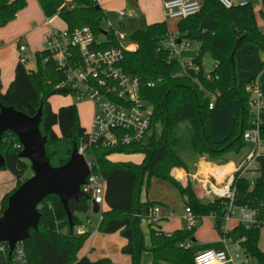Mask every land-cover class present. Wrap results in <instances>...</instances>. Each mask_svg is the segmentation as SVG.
Segmentation results:
<instances>
[{
  "label": "trees",
  "instance_id": "trees-1",
  "mask_svg": "<svg viewBox=\"0 0 264 264\" xmlns=\"http://www.w3.org/2000/svg\"><path fill=\"white\" fill-rule=\"evenodd\" d=\"M45 18L57 17L68 30L89 26L98 35L101 26L106 23L105 12L96 0H36ZM200 12L186 19L177 20V33L181 40L198 46L193 51L183 53L198 68L194 77L174 76L173 69L177 63L171 59L169 51L162 47L168 37L166 22H155L139 27L129 35L138 45L135 53H126L122 63L123 70L141 79V94L152 106V122L149 129L151 135L147 140L132 143L115 149L101 146L87 148L94 164L92 173L100 175L106 181L104 204L108 207L101 210V220L97 231L100 233L118 232L126 239L121 252L130 257V264H140L141 254L146 250L142 242L140 224L152 215L156 203L140 201L141 190L148 187L150 178L154 177L172 185L185 197V207L199 217L211 214L213 227L222 237L221 227L227 209V201L214 199L202 203L195 196L188 181L185 186L171 175L174 168L187 171L178 156V140L176 128L178 124L187 122L192 129L191 150L195 155L207 156L210 159L227 153L238 154L246 146L243 141L244 131L251 129L249 100L251 94L248 84L255 78L243 81L236 73L234 55L244 46H255L264 52V34L258 29L256 14L264 21V0L261 8L255 7V1L249 0L245 5H233L225 8L218 0H199ZM26 7V0H0V28L12 22L17 14ZM211 20L214 25L206 30L200 29L202 20ZM122 28V23L116 24ZM112 27L108 35L113 39ZM194 32H198L194 35ZM112 45H117L115 41ZM107 45L104 44L103 47ZM191 52V53H190ZM251 49H246L250 54ZM209 54L212 61L211 75L217 80L205 79L202 60ZM48 54H35L36 70L27 71L18 62L14 70V78L7 89L2 92L0 81V104L11 106L27 116H34L41 107L39 130L47 139L46 153L50 158L48 146L64 140L77 147L87 144L86 130L81 127L77 109L74 104L60 107L53 111L49 99L53 96L70 97L68 90H57L55 86L63 78L52 60L43 61ZM233 61V64H232ZM169 62V63H168ZM157 79H160L157 82ZM264 95V75L259 78ZM153 82V87L147 83ZM219 93L218 100L223 104L235 101L237 114L233 117L229 134L221 141L210 137V121L208 104L210 96ZM264 101V99H263ZM156 127L160 130L156 133ZM260 136L264 141V127H260ZM15 135L5 132L0 143V153L4 157L5 166L15 177L16 185L5 194L0 201V215L7 206L8 196L26 179L22 175L26 165L18 158L20 150L14 148ZM71 149L68 151L70 156ZM114 154L126 157L139 155L140 161L113 160ZM68 159V158H67ZM66 159V160H67ZM66 160H62L63 164ZM60 164V165H61ZM232 188L241 198V205L255 211L254 223L246 228L236 224L229 232L231 242H240L244 254L255 264H264V252L258 247L259 231L264 226V183H254L249 189V181L235 172ZM72 213L73 227L70 228L67 217L59 199L50 195L39 205L40 220L36 231H29V238L22 242L25 259L28 264H115L107 258L90 261L86 257L78 258L77 254L89 237L88 232L76 235L74 229L81 224L76 214H85L89 210V197H79L68 201ZM149 228V252L151 264H194L191 248H180L183 242L193 241L196 228L190 231L177 230L171 235L155 228V223H147ZM191 243V242H190ZM7 264H12V256L5 251Z\"/></svg>",
  "mask_w": 264,
  "mask_h": 264
},
{
  "label": "built area",
  "instance_id": "built-area-1",
  "mask_svg": "<svg viewBox=\"0 0 264 264\" xmlns=\"http://www.w3.org/2000/svg\"><path fill=\"white\" fill-rule=\"evenodd\" d=\"M218 1L225 8H229L233 5H245L249 0ZM255 7L261 8L260 0L256 1ZM162 9L166 20H182L198 14L201 9V3L199 0H167L163 3ZM131 17L133 15L128 12L119 11L116 13V19L120 23ZM46 23L51 25V18ZM108 25L109 28L112 27L111 23H108ZM98 37L99 34L96 35L87 25L76 27L72 30H68L66 27L57 28L51 26L46 36L44 47L39 51L48 54L43 58L44 62L52 60L56 70L63 74V78L55 86V89L68 90L71 93V98L78 101H88L92 106L91 125L90 129L86 131L87 144L77 147L78 153L84 156L87 162H92V156L86 154L87 148L101 146L115 149L132 143H139L147 137L152 122V106L141 94V79L126 73L122 68L125 54L135 53L138 45L126 33H117V31H114L113 39L109 37L108 31L103 41L99 40ZM173 37L168 34L167 39L162 43V47L169 51L171 59L181 62V70L174 76L187 75L194 77L198 68L192 63L191 58L184 57L183 53L194 52L197 48L191 50V44L187 40H181L178 34ZM126 40L129 43L123 45L122 42ZM113 41L117 45H112ZM104 44L107 46L103 47ZM17 49L19 53L18 62L25 69L28 67L27 71H35V55L30 58L27 55L26 44L19 41ZM183 59L185 61L182 62ZM260 76L248 84V90L251 94L249 100L250 121L253 127L243 133V141L245 145L249 146V149L236 169V172L242 177L248 175L253 178L257 170V158L264 153V141L260 136L259 130L261 124L260 114L264 111V95L259 83ZM205 79L208 81L217 80L218 76L211 75L210 71H205ZM159 81L160 79H157V82ZM153 86V82L147 83V87ZM218 97V92L210 96L209 111L215 107L212 99H218ZM13 141L14 148L21 151L22 145L18 142L16 136ZM233 179V175L227 177L220 187L208 184L207 192L214 199L227 201V209L221 227L223 249H207L194 252V264H255L244 254L240 242H231L228 237L230 231L227 225L231 220L235 219L236 215L233 205L236 190L231 186ZM249 183V189L251 190L254 183L252 181H249ZM105 188V179L92 173V170L85 183L81 186L83 194L89 197V208L91 209L92 202L100 208L99 214H97L98 222L101 220L100 214L104 205ZM159 212V208L155 207L152 215L145 221L147 223L155 222ZM255 215V211L240 206L238 223L249 228L254 223ZM182 217L186 221L184 229L187 231L196 228L201 219V217L194 215L189 207H185ZM85 221L90 223L88 218ZM74 233L82 235L84 232L79 227H76ZM178 246L189 249L191 248V243L187 241L180 243ZM232 246H236L237 249L232 251ZM6 249H8L7 245L0 244V250L4 254ZM11 256L12 264H28L22 248V242L15 244Z\"/></svg>",
  "mask_w": 264,
  "mask_h": 264
},
{
  "label": "crops",
  "instance_id": "crops-1",
  "mask_svg": "<svg viewBox=\"0 0 264 264\" xmlns=\"http://www.w3.org/2000/svg\"><path fill=\"white\" fill-rule=\"evenodd\" d=\"M98 1V0H96ZM132 1V0H131ZM139 9L142 11V13H145L146 15V24H151L155 22H166L167 20L163 16L161 18H154L152 17V8L159 9V13L161 14L162 8H163V3L167 0H134ZM255 3L257 0H254ZM129 3L124 1L123 6L128 5ZM260 8V7H256ZM103 10V9H102ZM131 13V12H128ZM132 14V13H131ZM133 15V14H132ZM116 19V18H115ZM48 19L44 17L38 2L36 0H26V7L21 10L16 18L8 23L6 26L0 28V81L2 85V92H4L8 85L12 82L14 78V70L16 65L18 64V41L20 43H24L27 46V55L32 58L37 52L41 51L44 47L45 44V39L48 34L49 28L53 26V24L56 21H59L61 24V27H65V25L57 18V17H52V23L51 25H48L46 23ZM108 21V20H107ZM117 21V19H116ZM173 21V20H172ZM124 21L121 23L123 24ZM264 22V21H263ZM117 23H119L117 21ZM116 23V24H117ZM176 25V35L177 33V23H174ZM214 23L211 20L204 19L200 23V29L206 30L208 28L213 27ZM258 29L261 33L264 34V23L259 24ZM123 27V26H122ZM194 35H197L198 32H194ZM244 53L238 54V50L236 51L234 55V67L236 70L237 75L245 82H247L251 78H256L259 77L264 73L261 72L262 67L264 68V59H260L259 57V49L255 46H244ZM251 49L252 52L250 54L246 53V49ZM260 52L263 54L264 57V52L260 50ZM260 53V54H261ZM256 54V56H255ZM254 56V57H252ZM248 57L256 58V62L252 64L251 66L247 67V65L244 63L248 60ZM260 62L262 66L260 65ZM28 69V67L26 68ZM261 72V73H260ZM50 105L52 107L53 111H57L60 107L70 105L71 103H60L56 104L55 106L52 105L51 103V98L49 99ZM229 103V102H228ZM237 105V104H236ZM215 110L212 109L209 112H213ZM208 112V118L211 119L210 114ZM264 111L261 112L260 114V120L261 124L260 127H264ZM237 114V108L234 109L233 111V116ZM210 121V120H209ZM231 121V120H229ZM233 121V119H232ZM232 122L228 123V127L224 128L220 133H216L213 130V127L211 126L210 123V137L214 141H221L224 138L227 137L231 130ZM222 133V134H221ZM227 133V134H226ZM178 149V147H177ZM249 146L246 145L241 152L238 154L234 153H227L223 156L216 157L214 159H210L207 156H198L195 155L193 152L191 154H187L188 156L185 155H179L180 159L183 161L185 164L187 171H185L182 168H174L171 170V175L173 178L179 180V182L182 184V186H185L187 182L189 181L191 184V188L197 197L198 200H200L202 203H208L211 202L212 200L210 199L213 197L211 194H209L208 191V184L209 185H216L218 187L221 186V183H224V181L227 179V177L233 175L234 172H236L237 167L241 163L243 157L245 156V153L248 151ZM178 152V151H177ZM113 160H128L130 159L129 157L123 158V159H114L112 156ZM137 163V162H136ZM253 177H256V180H253V178H250L248 175H245V178H247L248 181H252L253 183H264V153L260 155L257 158V170L254 174ZM14 187L16 185V181L14 180L13 182ZM12 184V186H13ZM14 187L11 188V183L9 188L5 189H0V201L3 198V196L7 193H9L11 190L14 189ZM236 197L240 198L236 192ZM181 202H183V214L184 215V209L185 205L184 202L186 200L185 197L180 196ZM214 200V198H213ZM241 200V198H240ZM140 201L145 202V201H151L148 199V194L147 192L141 193L140 195ZM241 203V202H240ZM242 206V205H241ZM103 210H106L108 207L104 204L103 205ZM209 217L210 219L213 220L211 217V214L207 216L201 217ZM88 218V217H85ZM183 218V217H182ZM238 218L239 216L235 215V219L231 220L227 228L229 231L232 230V228L238 223ZM89 219V218H88ZM200 219V220H201ZM90 220V223H87L89 226L92 225V220ZM98 220V219H97ZM98 221L95 225L94 228H91L89 226L85 227L84 229L80 228L83 232H88L89 237L87 238V241H91V243H96L97 238L99 236V232L97 231V226H98ZM158 225V224H157ZM159 226V225H158ZM101 235V234H100ZM104 239L101 240L104 244L109 243V241H112L113 238H116V236H119L118 232L115 233H104ZM121 236V235H120ZM219 236V235H218ZM122 237V236H121ZM123 238V237H122ZM221 238L219 236V239L217 240L214 238L212 242H207V244H204V249H197V251L201 250H207V249H212V250H222L223 249V244L221 241ZM105 241V242H104ZM193 242H195V239L193 238ZM90 243V244H91ZM126 244V239L123 238L119 241L116 242V248L120 247L122 248ZM110 248L112 246H109ZM192 249V247H191ZM80 252V251H79ZM78 252V258L86 257L90 261H96L102 258H107L110 261H112L115 264H118L117 262L120 263H127L126 260H119L120 256L118 253L113 252V250H110V252L106 251H97L96 253L92 254V248L91 245L89 247V250L87 252H82L79 254ZM151 254V253H150ZM127 258L130 257L126 255ZM4 257H5V262L6 261V256H4V252L0 250V264H4ZM151 262H152V256H151ZM130 264V263H128ZM148 264H151L148 262Z\"/></svg>",
  "mask_w": 264,
  "mask_h": 264
},
{
  "label": "rangeland",
  "instance_id": "rangeland-1",
  "mask_svg": "<svg viewBox=\"0 0 264 264\" xmlns=\"http://www.w3.org/2000/svg\"><path fill=\"white\" fill-rule=\"evenodd\" d=\"M65 3H69L72 0H63ZM124 1L128 2V5L123 6ZM100 8L103 9L105 12L106 18L108 21L104 23L101 26L100 33L98 39L103 41L105 39V34L109 30L108 23H111L112 28L117 31V33H126L128 36L133 32V30L142 27L146 24V15L145 13H142V11L139 9L137 3L134 0H98L97 1ZM152 17L154 18H161L163 16V9L161 14L159 13V9L152 8ZM119 11L124 12H131L133 14V17L126 18L123 22L122 28H117L116 26V13ZM256 20L259 24H263V20L260 19L259 15L256 14ZM174 23H177V20H167V29L169 32V35L176 36V25ZM53 27H61V24L59 21H56L53 24ZM173 37V38H174ZM123 45H126L129 43L128 40L122 42ZM197 44L195 42H192L191 44V50H195L197 48ZM259 49V48H258ZM191 53V52H190ZM244 53V48L241 47L238 49V54ZM260 52L259 49V58L264 59L263 54ZM256 56V54H255ZM19 57V53H18ZM254 57V56H252ZM248 57V60L244 63L247 67L251 66L256 62V58ZM185 61L184 59L182 62ZM213 61L209 54H205L202 60V67L206 72H209L212 70ZM260 65L262 66L261 62ZM181 70V62L178 61L173 69V75H177L179 71ZM263 72L264 68L261 69ZM260 72V73H261ZM60 103H71L76 106L77 114L79 118V122L81 127H83L86 131L90 129L91 125V117H92V106L90 102L88 101H78L71 97H61V96H53L51 97V103L53 106ZM213 103L215 104V110L213 112H209L211 119L210 123L213 127V130L216 133H220L224 128L228 127V123L232 122L233 119V111L237 108L235 101H230L229 103L223 105L218 99L213 98ZM264 113V112H263ZM231 120V121H229ZM160 130L156 127V133L159 134ZM152 133V132H151ZM151 133H148L147 138L151 135ZM176 137L178 140V154L179 155H185L191 154V145L190 140L192 136V129L190 125L187 122H182L178 124L176 128ZM222 134V133H221ZM227 134V133H226ZM72 144L68 141L60 140L53 144H50L48 146V151L51 154L50 156V163L53 167L59 166L61 164L62 160H66L68 156V151L71 149ZM114 159H123L126 158V156L122 154H114ZM88 159V158H87ZM139 155H132L130 156V160L133 162H139L140 161ZM89 160V159H88ZM22 162L26 165V169L22 175L23 179H28L32 176V171L30 168V163L26 159H22ZM15 177L9 170L0 169V189L9 188L11 183V188L14 187ZM253 180H256V177H253ZM13 184V186H12ZM147 192L148 199H150V202L156 203V207L159 208V213L157 214L156 220H155V228L160 229L163 233L167 235H171L172 233L176 232L177 230H181L184 228L186 221L182 218L183 214V202H181L180 194L179 192L169 183L162 181L157 178H150L148 187L144 184L141 193ZM213 201V197L210 198ZM241 200L238 197H235L233 201L234 210L236 212V215L238 216L239 208L241 206ZM90 207V204H89ZM104 207L102 206V209ZM77 218L80 220L81 224L79 225L80 228L84 229L85 227L89 226L86 221L85 217H88L92 220V225L89 227L94 228L97 223V215H94L91 212V209L89 208L88 212L85 214H76ZM159 226H158V225ZM140 230L142 232V242L145 247V251L141 254V260L140 264H148L151 263V254L149 252L150 242H149V228L147 225V222L142 220L140 224ZM100 233V232H99ZM101 234V235H100ZM98 236V240L96 243H91V241H85L82 248L80 249L79 254L82 252H87L89 250V247L91 245L92 248V254L96 253L97 251H106L110 252V250H113V252L118 253L120 256L119 260L123 261L126 260L127 263H120L118 264H128L131 263L129 261V258H127L126 254H123L121 252V248H116V242L123 239L120 234L119 236H116V238H113L112 241H109V243L104 244L101 240L104 239V233H100ZM218 232L213 227V220L209 217L202 218L198 225L196 226V231L194 233L193 238L195 239V242H191L192 251L195 252L197 249H204V244H207V242H212L214 238L217 240L219 239ZM105 242V241H104ZM91 243V244H90ZM109 246H112L111 248ZM258 247L259 249L264 252V226L260 228L259 231V240H258ZM237 249L236 246H232L231 250L234 251ZM241 254V252H240ZM5 256V254H4ZM78 256V254H77ZM4 264L5 257H4Z\"/></svg>",
  "mask_w": 264,
  "mask_h": 264
},
{
  "label": "water",
  "instance_id": "water-1",
  "mask_svg": "<svg viewBox=\"0 0 264 264\" xmlns=\"http://www.w3.org/2000/svg\"><path fill=\"white\" fill-rule=\"evenodd\" d=\"M41 113L40 107L34 116H27L11 106L0 104V143L3 133H13L22 145L17 156L29 161L33 173L8 196L7 206L0 215V244L7 245L8 257L16 243L28 239L30 230L38 229V205L50 195L59 199L68 225L73 227L68 201L85 196L81 186L94 166L93 162H87L78 153L77 146L73 143L68 159L53 167L46 153L47 139L39 130ZM4 166L5 160L0 153V169ZM99 211V206L92 202L91 212L97 215Z\"/></svg>",
  "mask_w": 264,
  "mask_h": 264
}]
</instances>
